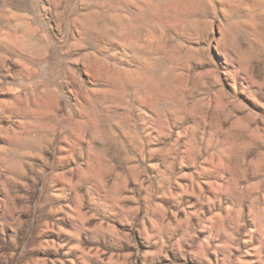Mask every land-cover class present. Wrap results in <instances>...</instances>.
I'll list each match as a JSON object with an SVG mask.
<instances>
[{
  "label": "rangeland",
  "instance_id": "374dc122",
  "mask_svg": "<svg viewBox=\"0 0 264 264\" xmlns=\"http://www.w3.org/2000/svg\"><path fill=\"white\" fill-rule=\"evenodd\" d=\"M0 264H264V0H0Z\"/></svg>",
  "mask_w": 264,
  "mask_h": 264
},
{
  "label": "bare ground",
  "instance_id": "6f19581e",
  "mask_svg": "<svg viewBox=\"0 0 264 264\" xmlns=\"http://www.w3.org/2000/svg\"><path fill=\"white\" fill-rule=\"evenodd\" d=\"M156 54V53H155Z\"/></svg>",
  "mask_w": 264,
  "mask_h": 264
}]
</instances>
